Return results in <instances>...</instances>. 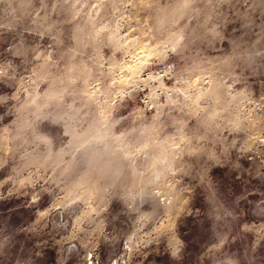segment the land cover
<instances>
[{
    "label": "rangeland",
    "instance_id": "obj_1",
    "mask_svg": "<svg viewBox=\"0 0 264 264\" xmlns=\"http://www.w3.org/2000/svg\"><path fill=\"white\" fill-rule=\"evenodd\" d=\"M0 264H264V0H0Z\"/></svg>",
    "mask_w": 264,
    "mask_h": 264
}]
</instances>
